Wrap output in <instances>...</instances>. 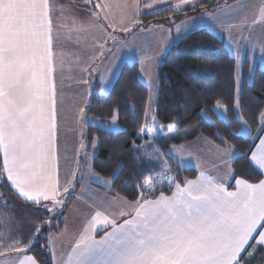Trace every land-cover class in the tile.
<instances>
[{"label": "snow or ice", "instance_id": "obj_1", "mask_svg": "<svg viewBox=\"0 0 264 264\" xmlns=\"http://www.w3.org/2000/svg\"><path fill=\"white\" fill-rule=\"evenodd\" d=\"M87 2L93 4V9L100 7L93 0ZM163 2L143 0L141 3V0H136L134 7L140 14L142 9H151L154 3ZM206 7L207 0L198 4L179 0L175 5H168L167 9L157 11H177L187 16L189 10ZM242 8L243 5L236 6V9ZM62 13L58 0H0V186L6 185L22 202L43 208L53 215L64 206L67 197L62 194L69 192L73 181L83 187L84 179L83 173L77 177L75 171L64 176L63 182L60 176L56 62L64 55V50L56 46L53 32L63 26L55 24ZM98 15L93 11L75 30H84L87 22ZM261 15L264 16V6L261 7ZM138 20L139 16L136 22ZM169 23L175 25V20L170 19ZM176 28L178 32L192 34L197 23L185 19ZM258 47L264 55V41ZM99 54H104L103 45ZM100 67L103 72L98 77L99 85L110 82V73L115 79L120 72L119 66L109 57L101 61ZM236 69H239L241 79H237ZM243 70V64H234V111L241 131L230 135L250 142L247 151L239 153V157L247 159L252 174L247 177L237 175L233 163L239 150L219 133H214L223 144L222 148L215 146L216 166L223 171L227 184L224 179L201 172L198 179L185 181L186 187L176 184L170 195L162 189L141 192L137 188L136 199L121 201L123 207L119 211V219L104 217L100 225L104 235L99 240L92 235L80 238L75 246L78 251L74 250V264H246V258L251 257L254 250L264 249V111L256 120L260 127L253 137L241 111ZM261 70L264 71V65ZM254 72L255 69L250 73V79ZM140 78H144L143 70ZM156 80L158 77L151 81L149 106ZM84 83L87 85L88 81ZM223 108L217 101L216 111ZM91 111V107L86 110L82 106L77 118L89 127L94 124L101 130H118V109L112 110L110 121L88 116L87 112ZM146 118L154 122V117ZM222 118L226 119V116ZM157 127L172 129L174 125ZM138 135L143 139L144 135L151 134L142 129ZM81 137L83 141L82 131ZM82 141L81 148L84 147ZM96 143L93 141V147ZM132 147L140 151L135 145ZM85 163H88L86 153ZM233 186L237 190H229ZM100 215L97 211L93 223L99 221ZM51 225V219L39 216L38 222H33L27 239H20L16 232L0 235V264H42L43 257L37 259L32 249L41 228ZM46 239L51 241L54 238L47 236ZM41 248L48 249L46 255L50 259L47 264H57L51 244ZM8 252L15 254L8 255Z\"/></svg>", "mask_w": 264, "mask_h": 264}, {"label": "trees", "instance_id": "obj_2", "mask_svg": "<svg viewBox=\"0 0 264 264\" xmlns=\"http://www.w3.org/2000/svg\"><path fill=\"white\" fill-rule=\"evenodd\" d=\"M238 1L207 0L208 7L196 11L189 10L187 16L177 11L156 10L140 18L139 28L154 25L172 28L186 18L199 16L202 13H213L226 4ZM74 2L77 6L88 10L99 8L93 9V4L88 3L87 0H74ZM189 2L198 4L203 0H189ZM93 3L100 5V0H93ZM168 5L170 4L161 5L158 9H167ZM170 19L175 20V25L169 23ZM235 63L237 60L224 40L206 28L194 31L163 56L158 67L154 116L158 125L172 124L174 128H158L159 134L154 142L165 159L161 158L164 165L157 170L143 159V152L137 148L146 142L149 147V137L145 135V139H141L138 135L145 126L149 99V89L139 76V65L124 64L109 94H103L98 86L95 88L88 106L92 111L87 112V115L103 117L110 121L112 110H119L118 123L121 130H101L97 126H92L88 127L85 137L89 149L93 141L97 142L93 169L105 177L113 178L111 195L133 201L137 198V188L141 192L145 189L149 191L162 189L166 195H170L176 184L184 185L185 181L196 178L198 175L196 169L182 168L170 156L168 151L171 146L190 143L199 137H206L211 142L223 146L213 135L219 133L239 150L238 153L247 151L250 142L246 138L230 135L232 132L241 131L233 100ZM243 66L241 111L243 119L253 130L252 136L255 137L260 127L256 120L259 113L264 111V71L257 67L253 82L250 83L251 61L246 59ZM217 101L225 107L227 120L216 114ZM133 145L140 151H135ZM237 157L234 162L237 175L243 177L251 175L247 159L240 158L239 154ZM120 165L122 168L118 169ZM144 181L151 183L145 184ZM78 186L79 184L73 190L67 204L55 215L46 213L43 208L33 207L28 202H22L15 196L13 190L6 185L0 186L3 201L0 203V235L16 232L20 239H27L33 222H38L39 216H47L52 220V225L41 228V234L32 249V254L36 255L37 259L43 257L42 264H47L50 259L46 255L48 249H42L41 246L49 245L47 236L62 230ZM257 249L264 251L262 248ZM255 258H248L247 261H254Z\"/></svg>", "mask_w": 264, "mask_h": 264}, {"label": "crops", "instance_id": "obj_3", "mask_svg": "<svg viewBox=\"0 0 264 264\" xmlns=\"http://www.w3.org/2000/svg\"><path fill=\"white\" fill-rule=\"evenodd\" d=\"M116 1L117 0H100V7L97 10H88L87 8L77 6L74 0H58V7L62 6L63 13L60 15V18L55 21V24L63 26L56 28L53 32V35L56 37V46L63 47L64 50V55L56 62L57 110L59 123L58 154L60 157V176L62 178V182L63 177L73 171H75L76 176L79 177L81 173L84 172L85 168L86 171H89L90 168H93V159L95 155L93 157H89L90 154H88V163L86 164L84 160L85 157H83L84 155L80 154V144L82 141L81 131L83 132L84 136L82 142H84L88 152H91L93 145L91 149H89L87 140L85 138L88 127L83 130L81 127L82 120L78 119L77 117L80 107L84 106L87 110L95 88L98 86L103 94H109L119 75L117 74L115 79H113L112 74H109L108 79L110 82L106 87V91L108 92H103V85H99L98 83V77L100 76L101 72H103L102 67H99V70H97V83L93 84L90 75L93 65L96 64V57L101 56L99 54L101 45H103V52L105 51L104 48L107 40L104 39L102 33L108 31V23L110 25L116 23V20L114 18L112 19V16L118 15L120 11L121 13L124 12L122 11L124 10V4ZM127 1L128 7H134L136 0ZM243 2L248 4L252 2H259L260 4H264V0H239L238 2L232 3V5L242 4ZM141 3H143V0H141ZM93 11L98 13L99 17L106 16L109 17L110 20L108 19L107 23L106 19L103 20L98 17H94L92 20L87 22L84 30H75L82 21L87 20ZM255 13H258V16L261 17L256 20L257 23H250L251 26H249V28L251 33L254 31H256V33L249 34L247 38L246 50L243 55L239 58L235 55L237 62L243 65L246 59L251 61V72L253 69H256L257 67L261 68L262 65H264V55L262 56L258 47L262 42L261 37L264 35V16L261 15V9L258 8L248 9V15L246 13H240V15L244 17L252 14L255 15ZM255 24L258 25L257 28ZM68 36H71L72 38L68 39ZM216 36L220 38L218 35ZM220 39L224 40L227 48L229 49V46L225 41V37L223 36ZM93 40L96 41L98 45L96 51L97 54H95L96 56L94 55L95 59H93L91 51V42ZM229 51L231 52L230 49ZM231 54L234 56L232 52ZM124 64L126 63L119 65L120 70ZM237 71L238 69L236 70V73ZM85 80L88 81L87 85L84 83ZM155 93L157 94V89ZM195 144L197 145L196 148L198 150L208 148L210 153L207 155V158L197 159V161L185 162L181 159L182 162H175L182 168H194L198 171L197 177L191 180L198 179L200 173L204 172L205 175L224 179V182L227 184L228 181L226 178H224L223 171L216 166L218 164V157L215 155V146L219 145L211 142L206 137H199L193 142L180 146H171L170 149L173 147L185 149L186 146ZM219 147L222 148L223 146ZM238 154L239 153L237 152L236 156H238ZM233 170L235 171L234 163ZM77 184L78 183L76 181H73V187H70L69 192L62 194L64 197H67V199L64 201V206L67 204L69 198L73 194V190L76 188ZM89 186L90 188L87 190V194L85 195H82V187L78 186V190L74 194V200L72 201L71 206L66 214L62 230L52 235L54 239L49 241V244H51L52 249L55 251V259L57 264H74L76 258L74 255V250L78 251L76 250L75 246L80 242V238L82 236L92 235L96 240H99L101 236L104 235V229L100 226L104 217H107L108 219L116 217L119 219V211L123 207L121 203L122 199H119L121 196L111 195V188L106 190L105 188L94 183ZM180 186L183 188L187 185L185 183L184 185ZM229 190L235 191L237 189L235 186H233ZM173 191H175V187ZM44 203L50 204L52 201H45ZM97 211L100 212L101 215L99 217V221L93 223V218L95 217ZM108 231H111V229H108ZM248 258H255V260L250 262L247 261ZM248 258H246V264H263L264 251L256 249L253 251L252 256ZM99 259H103V257H100Z\"/></svg>", "mask_w": 264, "mask_h": 264}, {"label": "rangeland", "instance_id": "obj_4", "mask_svg": "<svg viewBox=\"0 0 264 264\" xmlns=\"http://www.w3.org/2000/svg\"><path fill=\"white\" fill-rule=\"evenodd\" d=\"M116 2L124 4L123 6L124 10H122L124 12L121 13L120 11L118 15L112 16V19L114 18L116 20L115 24L110 25L108 23L107 20L108 19L110 20L109 17L97 16L100 19L103 20L106 19L109 29L107 32L102 33V36L104 37L105 40H107V43L105 44V48H104L105 51L103 52L104 54L102 56L97 55L98 57H96L97 58V61L95 62L96 64L93 65V68L90 72L91 80L93 84L97 83L96 80L97 71L94 72L93 69L99 70L101 61H104L106 57H109L118 66L121 65L122 63H127V64L137 63L140 69L139 73H141L142 70L144 73V78L143 79L140 78V79L144 82V84L148 87V89H150L151 81L156 77H158V67L162 61L163 56L173 46L179 44L181 40H183L190 34H187L183 31L178 32L176 26L172 28L165 26H163L162 28H153L150 26L148 28H143V27L139 28L141 22L140 18L143 15H148L155 12L161 5H165V4L175 5L176 3L179 2V0H164L162 4L154 3L153 4L154 7H152L151 9L144 8L142 9V12L140 14L136 12V9L134 7H128L127 0L125 1L117 0ZM238 5H243V8L236 9L237 6L236 4L233 5L226 4L221 8H219L216 12L207 13V15H204V13H202L199 16H194L186 19L189 21H195L197 23V28L194 31L206 28L209 31L218 35L220 38L224 36L225 41L229 46L231 52L233 54L235 53V55L238 56L239 58L243 55V53L246 50L247 38L249 36V33L250 34L256 33V31L252 33L250 32V28H249V26H251L250 23H257L256 20L259 19V17H261L258 16L259 15L258 13H255V15L253 14L249 15L247 17L241 16L240 13L247 14V10L251 8L261 9V7L264 6V4L262 3L260 4L259 2L258 3L252 2L248 4L243 2L242 4H238ZM137 16H139L138 22H136ZM180 23H178L177 25H180ZM255 25L257 28L258 25L257 24ZM125 27L128 28L127 31L123 30L125 29ZM137 29H143V30L137 31ZM165 29H168V31H165ZM261 39L262 41H264V35L261 37ZM97 46H98L97 42L93 40L91 42V51L93 57H95L96 56L95 54H97L96 52ZM141 65H143V69L141 68ZM236 74H237V79H241L239 69ZM249 82L250 83L253 82V77L249 79ZM103 87H104L103 92H108L106 91L107 84H104ZM156 89H157V80H156V87L154 89H151L152 103L150 106L149 104H147V112H146V116L154 117V122H149L147 118H145V126H144V129H146V131L151 134V135H147L149 137L148 139L149 147L146 144L148 142H146L142 146L137 147L140 148L141 151L143 152V159L148 163H150L151 167L154 170H157L164 165L163 160L161 159L163 158V155L158 149V146L154 142L159 134L157 127L158 121L154 116ZM216 108L217 105L215 107V111ZM216 114L220 118L226 116V119L222 118L224 120L228 119V115L225 107L220 112L216 111ZM117 125H118V130H109V131L121 130V126L119 125L118 120H117ZM92 126H96V125L93 124ZM81 127L83 130H85V128L89 126L86 125L82 120ZM251 134H253V130ZM143 138L145 139V135L143 136ZM196 146H197L196 144L189 145L186 146L185 149L183 148L184 150L180 147H173L172 149H170L168 153L178 163L182 162L181 159L185 162V161H197V159L207 158V155L210 153L208 151V148L198 150ZM96 149H97V143L96 146L91 149V152L89 151L90 153L87 151V147H85L84 145V147L81 148L80 150L81 151L80 154L84 155L83 157H85V153H86L87 155L90 154L89 157H93L95 155ZM83 174H84V179L82 181L83 187L81 188L82 195L87 194V190L90 188L89 185L93 183L105 188L106 190H109L110 188L112 190L113 178L105 177L99 174L93 168H90L89 171H86L85 168ZM95 180H98V182H94ZM119 199L125 200V198L123 197H120ZM0 203H3L2 198H0ZM7 254L13 255L14 253L8 252Z\"/></svg>", "mask_w": 264, "mask_h": 264}]
</instances>
